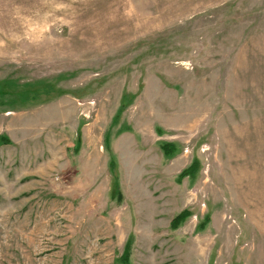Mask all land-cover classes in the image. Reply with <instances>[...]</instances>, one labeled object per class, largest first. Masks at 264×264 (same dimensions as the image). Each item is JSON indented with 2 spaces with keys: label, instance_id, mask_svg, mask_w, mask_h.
Listing matches in <instances>:
<instances>
[{
  "label": "rangeland",
  "instance_id": "374dc122",
  "mask_svg": "<svg viewBox=\"0 0 264 264\" xmlns=\"http://www.w3.org/2000/svg\"><path fill=\"white\" fill-rule=\"evenodd\" d=\"M0 264H264V0H0Z\"/></svg>",
  "mask_w": 264,
  "mask_h": 264
},
{
  "label": "trees",
  "instance_id": "16d2710c",
  "mask_svg": "<svg viewBox=\"0 0 264 264\" xmlns=\"http://www.w3.org/2000/svg\"><path fill=\"white\" fill-rule=\"evenodd\" d=\"M114 161L113 159L110 161L112 162ZM112 164H115V162H112ZM113 169V168H112ZM188 213H186V210H182L181 212H179L176 216H174L170 222V226L172 228H176L178 226V224L182 221L183 218H185V216ZM128 252L129 249H126L125 252L123 253V260L126 262L128 259Z\"/></svg>",
  "mask_w": 264,
  "mask_h": 264
},
{
  "label": "crops",
  "instance_id": "0c3cea01",
  "mask_svg": "<svg viewBox=\"0 0 264 264\" xmlns=\"http://www.w3.org/2000/svg\"><path fill=\"white\" fill-rule=\"evenodd\" d=\"M113 156V155H112ZM179 213V212H178Z\"/></svg>",
  "mask_w": 264,
  "mask_h": 264
}]
</instances>
